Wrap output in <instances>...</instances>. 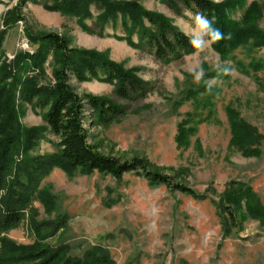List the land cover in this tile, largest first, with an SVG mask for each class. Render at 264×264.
Wrapping results in <instances>:
<instances>
[{
    "label": "rangeland",
    "instance_id": "1",
    "mask_svg": "<svg viewBox=\"0 0 264 264\" xmlns=\"http://www.w3.org/2000/svg\"><path fill=\"white\" fill-rule=\"evenodd\" d=\"M115 1L162 15L192 36L195 15L186 12L177 17L164 0ZM211 1L236 6V0ZM46 3L0 0V77L6 68L11 75L8 83L13 77L19 83L37 77L42 86L54 85L52 54L41 71L26 66V59L17 63L19 56H33L39 49L28 38L27 28L33 34H58L72 48L104 56L149 84L152 92L142 101L127 102L115 95L113 85L72 78L70 84L79 94L108 99L128 111L107 128L93 127L86 113L89 143L123 162H148L173 183L208 199L198 201L165 186H151L133 173L118 182L98 174L68 175L55 168L40 184L22 223L6 236L18 245L33 246L39 240L34 224L67 217V225L56 235L42 232L43 243L52 250L68 248L75 259L102 247L115 264H264V219L249 217L243 202L236 213L238 225L231 227L217 205L236 182L250 186L264 206V48H239L223 59L209 43L182 60L164 64L129 45L120 19L105 24L100 37L95 29L101 14L97 7L89 8L90 17L84 21L87 29L96 31L90 34L77 17L48 10ZM250 7L264 30V0H246L243 6L226 9V21L243 23ZM129 37L138 42L136 34ZM17 108L23 129L43 130V138L27 154L56 155L58 140L48 131L42 113L20 100ZM236 121L262 136L259 157H246L233 145L231 129ZM49 199L54 209L49 208Z\"/></svg>",
    "mask_w": 264,
    "mask_h": 264
},
{
    "label": "trees",
    "instance_id": "2",
    "mask_svg": "<svg viewBox=\"0 0 264 264\" xmlns=\"http://www.w3.org/2000/svg\"><path fill=\"white\" fill-rule=\"evenodd\" d=\"M245 1L236 0V6H243ZM164 3L177 17L182 18L186 12L193 15L201 12L212 19L214 27L219 28L225 36V39L211 43L212 49L223 59L239 48H264V30L257 25L252 7L246 12L243 23H232L226 21L225 10L236 7L234 5L216 4L211 0H164ZM91 6L101 11L99 22L95 24V29L99 28L100 37L103 36L105 24L116 23L120 19L129 45L143 49L158 62L172 63L198 51L191 46L190 38L167 18L147 12L135 3L115 0H47L45 4L48 10L77 17L84 30L95 34L96 31L87 29L84 24L90 17ZM131 34H136L137 43L131 40ZM27 35L31 42L39 45V49L33 56H19L17 63L26 59V66L41 71L48 56L52 54L54 85L42 86L37 77L26 78L21 83L13 77V81L8 83L11 75L7 74L6 68L0 77V264H115L109 252L102 247L92 248L82 259H75L68 255V248L52 250L45 245L43 240L46 238L42 232L56 235L67 225V217L41 225L34 224L39 240L33 246L18 245L6 236L22 223L25 211L38 194L40 184L53 169H61L68 175L75 172L88 176L98 174L118 182L125 175L133 173L145 178L151 186H165L194 200L205 201L208 196L173 183L170 177L154 170L148 162L139 159L123 162L100 153L89 143L88 129L84 123L86 113H90L93 127L107 128L125 118L128 111L108 99L79 94L70 84L72 78L79 83L100 80L113 85L115 95L127 102L146 99L152 92L149 84L96 52L72 48L69 41L58 34H33L27 28ZM19 100L33 105L42 113L48 131L58 140L56 155L30 157L27 154L43 138V130H25L21 127L17 108ZM233 123V145L246 157H259L262 136L245 123ZM19 156L22 159L16 162ZM243 202L249 217L264 219V206L253 189L246 184L234 182L228 186L221 202L217 204L227 217L226 225L237 227L236 213L242 209ZM48 206L54 209L51 199L48 200Z\"/></svg>",
    "mask_w": 264,
    "mask_h": 264
},
{
    "label": "clouds",
    "instance_id": "3",
    "mask_svg": "<svg viewBox=\"0 0 264 264\" xmlns=\"http://www.w3.org/2000/svg\"><path fill=\"white\" fill-rule=\"evenodd\" d=\"M194 23L195 28L189 41L193 48L202 50L206 44L225 39L223 32L214 27L212 19L206 17L203 13L197 12L195 14Z\"/></svg>",
    "mask_w": 264,
    "mask_h": 264
}]
</instances>
